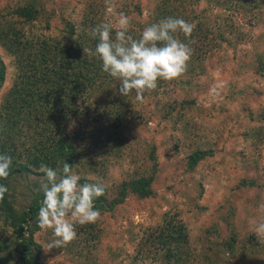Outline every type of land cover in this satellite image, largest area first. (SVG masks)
<instances>
[{
	"label": "rangeland",
	"instance_id": "obj_1",
	"mask_svg": "<svg viewBox=\"0 0 264 264\" xmlns=\"http://www.w3.org/2000/svg\"><path fill=\"white\" fill-rule=\"evenodd\" d=\"M25 1L0 0V15L18 20L9 11ZM36 3L39 17L26 25L33 35L63 36L68 25L82 31L95 20L154 49L159 32L180 63H169L174 77L163 86L130 80L115 90L110 97L119 93L127 104L120 142L110 153L86 137L78 164L109 197L124 180L154 175L152 195L131 193L103 213L51 218L35 235L44 264H170L157 240L169 224L187 235L186 253L172 264H264V12L251 13L244 0ZM0 54L7 66L1 108L16 64L2 45ZM197 149L212 155L190 170ZM96 160L104 162L93 173ZM63 187L66 198L87 190ZM65 224L68 233L56 236Z\"/></svg>",
	"mask_w": 264,
	"mask_h": 264
},
{
	"label": "trees",
	"instance_id": "obj_2",
	"mask_svg": "<svg viewBox=\"0 0 264 264\" xmlns=\"http://www.w3.org/2000/svg\"><path fill=\"white\" fill-rule=\"evenodd\" d=\"M244 1L251 13L264 12V0ZM40 11L36 0H26L9 11L18 20L7 12L0 15V45L16 64L13 85L0 108V264H44L43 245L35 235L51 218L103 213L131 193L152 195L154 175L124 180L109 197L78 164L86 137L110 153L120 142L127 104L119 93L110 97L115 90L123 92L130 80L163 86L174 77L169 63L180 64L168 55L172 44L164 43L159 32L154 49L147 39L139 42L95 20L82 31L70 24L63 36L33 35L26 25L36 21ZM6 73L0 54V89ZM210 155L207 149L195 150L188 168ZM102 162L91 161L89 170L100 172ZM69 182L87 190L66 198L62 189ZM56 229V236L68 233L67 224ZM185 238L182 225L163 228L157 240L164 248V262L176 263V254L183 258Z\"/></svg>",
	"mask_w": 264,
	"mask_h": 264
}]
</instances>
